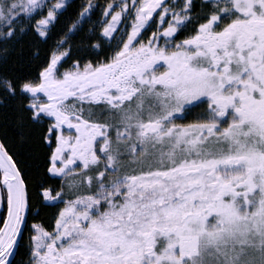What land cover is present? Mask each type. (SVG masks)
Wrapping results in <instances>:
<instances>
[{
    "label": "snow or ice",
    "instance_id": "obj_1",
    "mask_svg": "<svg viewBox=\"0 0 264 264\" xmlns=\"http://www.w3.org/2000/svg\"><path fill=\"white\" fill-rule=\"evenodd\" d=\"M0 205V264H264V0H0Z\"/></svg>",
    "mask_w": 264,
    "mask_h": 264
},
{
    "label": "trees",
    "instance_id": "obj_2",
    "mask_svg": "<svg viewBox=\"0 0 264 264\" xmlns=\"http://www.w3.org/2000/svg\"><path fill=\"white\" fill-rule=\"evenodd\" d=\"M99 2H100V3H104L105 0H99ZM79 3H80V0H74V4H79ZM72 14H73V13H72L71 10H70L69 15H72ZM93 19H95V17H94ZM66 23H70V21H66ZM68 63H69V62H65L64 65H63V67H67V66H68ZM200 110H201V109H199V108L194 109V110L192 111V113H190V114L186 117V119H183V120H179V119H178V120H176L175 122H176V123H187V122H189V121L195 119V117H196V113H198ZM52 183H54V184H58V183H59V180H53ZM60 207H63V204H57L55 207L49 209V211H50V212H55V211H57Z\"/></svg>",
    "mask_w": 264,
    "mask_h": 264
},
{
    "label": "flooded vegetation",
    "instance_id": "obj_3",
    "mask_svg": "<svg viewBox=\"0 0 264 264\" xmlns=\"http://www.w3.org/2000/svg\"><path fill=\"white\" fill-rule=\"evenodd\" d=\"M0 210H3V206L2 205H0Z\"/></svg>",
    "mask_w": 264,
    "mask_h": 264
}]
</instances>
